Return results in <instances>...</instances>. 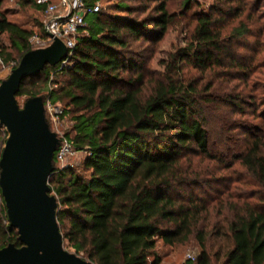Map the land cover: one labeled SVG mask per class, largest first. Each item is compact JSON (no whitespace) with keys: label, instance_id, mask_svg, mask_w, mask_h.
Masks as SVG:
<instances>
[{"label":"trees","instance_id":"1","mask_svg":"<svg viewBox=\"0 0 264 264\" xmlns=\"http://www.w3.org/2000/svg\"><path fill=\"white\" fill-rule=\"evenodd\" d=\"M30 1L44 13L43 3ZM145 1L158 2L141 9L151 7L154 13L143 19L132 16L135 10L125 0L118 5L127 16L104 17L101 9L79 37L70 62L47 65L25 79L17 94L42 96L45 105L67 100L63 113H76V134L66 137L85 152L84 172L57 166L55 154L49 178L65 248L94 264H162L159 241L173 247L195 240L200 250L185 264H264V128L230 124L220 111L230 107L245 115L244 93H235V86L214 87L211 79L186 70L212 74L229 68L227 59L244 68L220 26L229 16H242L247 3L217 0L208 13H190L194 0H183L180 15L195 27L187 45L162 61L165 71L155 77L146 62L128 54L150 35L162 40L178 13L171 10L172 0ZM3 2L0 36L9 34L22 53L16 68L34 49V32L10 21ZM261 7L264 0L251 6L249 18ZM1 53L9 63L11 54L2 45ZM8 136L0 123V160ZM213 176L224 181L214 182ZM205 183L217 186L210 188L214 196L192 190ZM0 197V248L21 247L1 188Z\"/></svg>","mask_w":264,"mask_h":264},{"label":"rangeland","instance_id":"2","mask_svg":"<svg viewBox=\"0 0 264 264\" xmlns=\"http://www.w3.org/2000/svg\"><path fill=\"white\" fill-rule=\"evenodd\" d=\"M40 3L41 0H35ZM58 2V0H53ZM122 0H101L104 17L110 15L127 16L129 13L127 9L120 8L118 5ZM183 0H172V11L178 13L177 23L171 26L168 33L164 38L158 42L154 40V34L150 35L153 37L149 41H140L137 43L140 48L133 47L128 54L129 58L135 60H143L146 62L149 68V75L155 77L160 76L165 71V66L161 63L162 61H168L169 55L176 52L177 49L185 47L189 41L190 32L194 29V21H190L189 18L181 17L183 10ZM158 1H145V0H125V4L135 11L132 16L143 19L154 14L151 11V7L154 6ZM247 3V8L240 17L226 18L224 26H220L222 29V36L225 39L233 42L235 55L238 58V62L244 64V68L238 70V68L230 65V59H227L226 65L223 68H218L217 72L212 74L205 73L204 75L197 69H186L190 71V76L205 77V80L211 79L214 81V87H220L224 85L227 90H231L232 86L236 87L235 93H244V105L243 108L246 110V114H233L232 109L229 107L223 108L220 112L226 116L230 124L234 121H242L248 123L253 127L264 128V8L261 7L257 11L251 13L253 18H249L250 12H252L251 6H257L258 0H243ZM224 3V2H223ZM217 0H194L193 8L190 13H208L213 8L217 7ZM145 6H151L147 11L142 12L141 9ZM4 11L10 21L18 23L22 28L28 29L35 34L42 35V26L46 20L45 13L35 6L30 0H4L3 2ZM147 8V7H146ZM256 8V7H255ZM253 8V10L255 9ZM95 14H90L86 19L87 23L90 22ZM1 45L4 46V52L10 53L11 58L9 63H5V68L0 67V74L2 80L7 79L14 69L13 63H17L20 60L22 53L13 46V42L9 34L4 33L0 36ZM248 70H245L246 67ZM246 68V69H247ZM63 80V78H60ZM43 86L42 82L37 83V87ZM58 85L53 84L52 88L56 89ZM223 93V92H221ZM41 94L46 95V92ZM239 94V93H238ZM237 96V95H236ZM226 97V96H225ZM18 102L21 107L24 106L27 95L18 96ZM48 104V102H47ZM67 104V100L59 101L58 103H52L51 107L48 105L46 108L47 119L50 123L51 129L55 131L58 136H66L69 134L70 137L75 136L74 130V116L75 112L72 110L71 113H63ZM71 110V107H69ZM223 111V112H222ZM213 127V126H212ZM217 133V132H216ZM213 133L215 138L218 133ZM218 139V138H216ZM75 149V148H74ZM85 152L76 150L73 155H70L67 160L63 163H57L59 167H71L74 168L78 173H83L84 168L82 162L85 158ZM239 167L238 165L236 166ZM216 181L223 182L224 177L213 176ZM211 178V177H210ZM217 188L216 185H209L208 183L203 186L193 188L192 190L197 194L203 196H214L215 191L210 188ZM191 190V189H190ZM53 195H55L53 193ZM2 206V200L0 197V207ZM158 252L162 256V264H185L190 259V255H197L199 247L195 240H192L185 244H177L173 247L165 245L162 241H159Z\"/></svg>","mask_w":264,"mask_h":264},{"label":"water","instance_id":"3","mask_svg":"<svg viewBox=\"0 0 264 264\" xmlns=\"http://www.w3.org/2000/svg\"><path fill=\"white\" fill-rule=\"evenodd\" d=\"M68 54L56 38L50 46L26 53L0 85V123L9 133L0 160V188L10 224L23 244L0 248V264H94L64 245L59 203L49 184L60 139L47 119L44 98H28L23 107L17 99L25 79Z\"/></svg>","mask_w":264,"mask_h":264},{"label":"built area","instance_id":"4","mask_svg":"<svg viewBox=\"0 0 264 264\" xmlns=\"http://www.w3.org/2000/svg\"><path fill=\"white\" fill-rule=\"evenodd\" d=\"M40 3L45 5L44 13L46 16L44 24V34L34 35L31 38V44L34 49L45 48L50 46L56 38L62 40L69 49L68 57L61 63L68 64L75 52L79 37L86 29L88 23L86 21L90 14H96L101 11V0L89 4L87 0H41ZM16 63H13V67ZM5 68V63L1 53L0 41V67ZM2 76L0 74V85L2 84ZM48 107L52 103L48 101ZM60 143L56 154L58 163H63L70 155L75 153L72 142L66 136H59ZM77 150V149H76ZM64 168V167H62ZM191 259H195L194 255H190Z\"/></svg>","mask_w":264,"mask_h":264}]
</instances>
